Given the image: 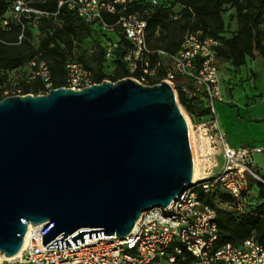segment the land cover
<instances>
[{
  "label": "water",
  "instance_id": "95a60500",
  "mask_svg": "<svg viewBox=\"0 0 264 264\" xmlns=\"http://www.w3.org/2000/svg\"><path fill=\"white\" fill-rule=\"evenodd\" d=\"M193 168L187 122L165 81L7 96L0 254L18 255L28 226L40 224L46 250L78 247L85 235L124 238L142 212L168 207L190 185Z\"/></svg>",
  "mask_w": 264,
  "mask_h": 264
},
{
  "label": "built area",
  "instance_id": "2783aa9c",
  "mask_svg": "<svg viewBox=\"0 0 264 264\" xmlns=\"http://www.w3.org/2000/svg\"><path fill=\"white\" fill-rule=\"evenodd\" d=\"M134 1L58 0L56 10L48 12L39 8L47 0H10L9 13L20 24L16 43L24 38L23 17L30 19L34 28L38 19L55 21L63 8L103 33L119 29L131 45L122 57L129 73L127 78L143 86L165 81L177 90L178 85L187 98L199 101L198 108L204 115L197 117L196 121L189 116L184 118L188 121V132L190 128L195 136V152L205 161L203 169L168 207H153L142 212L132 231L124 238L101 234V237L87 239L85 235V242L79 243L78 247L67 239L70 248L46 250L48 244H41L40 234L44 225L40 224L28 229L22 252L6 261L8 264H151L166 260L174 264L189 256L188 264H264V249L253 237L237 245L218 244L216 210L204 201L219 190L229 197V201H222L216 207L243 212L248 180L264 184L254 161V156H264V144L231 147L216 120L214 104L223 100L215 55L217 42L203 37L200 32H193L184 36L173 54L150 49L146 38V17L151 8L158 6L159 0H146L150 8L129 12ZM107 17L113 21L108 22ZM6 24L7 20H4L3 25ZM115 47V44L108 43L104 52L106 59L112 57ZM162 61L166 65L163 78L158 75ZM27 68L25 82L39 80L43 85L39 95L53 89L48 65L39 54L30 59ZM65 71L64 88L80 90L95 84L90 72L80 63L68 62ZM19 92L14 88L4 91V95H19ZM219 155L223 158V170L211 176L217 167L215 158Z\"/></svg>",
  "mask_w": 264,
  "mask_h": 264
},
{
  "label": "trees",
  "instance_id": "16d2710c",
  "mask_svg": "<svg viewBox=\"0 0 264 264\" xmlns=\"http://www.w3.org/2000/svg\"><path fill=\"white\" fill-rule=\"evenodd\" d=\"M57 1L47 0V3L39 8L54 12ZM9 2L10 0H0V77L27 67L30 59L37 54L48 65L53 89L64 86L65 65L68 62L82 64L90 72L95 84L102 81L116 82L129 77L122 57L131 45L123 38L119 29L113 33H103L63 8L55 21L38 19L34 28L30 24V19L23 17L24 38L20 43H16L20 34V24L9 13ZM173 5L181 7L184 22L179 26L178 33L163 38L162 31L174 13ZM145 8H150L146 0H135L128 11L140 12ZM226 8L230 9L227 13H233L236 29L230 38L224 39ZM112 19L107 17L108 22H112ZM4 20H7L6 25H3ZM146 21V38L150 49L173 54L179 49L187 33L200 32L203 37L217 42L216 59L227 60L234 69L244 66L247 60L261 58L264 61V0H159L158 6L151 8ZM188 30L183 37L179 36L180 32ZM85 39L95 42L97 48L88 56L80 53L75 59L73 49ZM152 40L156 42L152 43ZM159 42L161 45H158ZM108 43L116 45L110 59L104 57ZM107 64L115 71L108 79L103 73V68ZM165 69L166 65L162 61L158 71L159 77H164ZM176 88L177 101L188 116L193 121L203 116V110L198 108L199 101L187 98L178 85ZM17 89L20 90L19 95L31 93L39 95L43 85L39 80L25 82L21 76ZM5 97L7 96L4 95V91L0 90V100ZM257 174L264 182V170L261 173L258 171ZM249 190L253 193L254 202L250 201ZM244 195L246 209L243 212L216 207L222 201H229V197L219 190L205 198V203L216 210L218 244L237 245L244 239L253 237L264 249V184L249 179ZM190 260L191 258L186 256L185 261L177 260L174 264H188Z\"/></svg>",
  "mask_w": 264,
  "mask_h": 264
},
{
  "label": "rangeland",
  "instance_id": "374dc122",
  "mask_svg": "<svg viewBox=\"0 0 264 264\" xmlns=\"http://www.w3.org/2000/svg\"><path fill=\"white\" fill-rule=\"evenodd\" d=\"M174 13L169 17L166 28L163 29L161 37L165 38L169 35L178 33L179 26L184 22L181 13V7L173 5ZM230 9L225 10V31L223 38H230L236 26L233 21V13H227ZM180 21L179 23H177ZM189 32L184 31L179 33L180 37ZM158 36V35H155ZM157 38V37H156ZM156 41L152 43H155ZM161 45V42L158 43ZM97 45L89 39L83 40L79 46L73 49L74 58L76 59L80 53L88 56L95 51ZM109 64L103 68L105 78L112 77L115 71ZM217 69L220 79V88L222 102L214 104L216 120L221 131L226 137L227 142L231 146H261L264 144V61L261 58L247 60V63L241 68L234 69L225 59L217 60ZM28 68L24 67L21 70L8 73L4 77H0V90L11 91L14 88H19L20 77L28 73ZM177 99V92L174 90ZM36 96L37 94L31 93ZM185 118L188 114L184 108L178 103ZM193 137V134H192ZM194 153L196 157L197 174L199 176L203 169L204 160L197 155V143L195 136L193 137ZM217 167L211 172V176L219 174L223 170V158L219 155L215 158ZM254 161L257 164L258 171L261 173L264 170V156H254ZM251 202H254L252 191L249 190ZM8 259H4L1 255L0 264H8ZM151 264H169L166 260L155 261Z\"/></svg>",
  "mask_w": 264,
  "mask_h": 264
},
{
  "label": "bare ground",
  "instance_id": "6f19581e",
  "mask_svg": "<svg viewBox=\"0 0 264 264\" xmlns=\"http://www.w3.org/2000/svg\"><path fill=\"white\" fill-rule=\"evenodd\" d=\"M187 120V119H186ZM188 122V121H187ZM189 136H190V142H191V149H192V156H193V179L196 178V174H197V165H196V157H195V153H194V143H193V137H192V133H191V130L189 128ZM31 226H28V229H30ZM26 241H27V233L24 237V240H23V244H22V247H21V250L18 254H20L22 252V250L24 249L25 245H26ZM0 257H1V254H0Z\"/></svg>",
  "mask_w": 264,
  "mask_h": 264
},
{
  "label": "crops",
  "instance_id": "0c3cea01",
  "mask_svg": "<svg viewBox=\"0 0 264 264\" xmlns=\"http://www.w3.org/2000/svg\"><path fill=\"white\" fill-rule=\"evenodd\" d=\"M246 63H247V61H246ZM229 144V143H228ZM230 145V144H229ZM231 146V145H230ZM231 147H234V148H237L236 146H231ZM242 147V146H241Z\"/></svg>",
  "mask_w": 264,
  "mask_h": 264
}]
</instances>
